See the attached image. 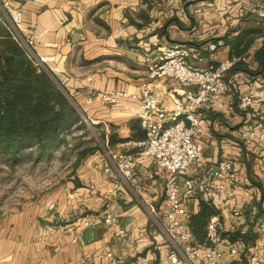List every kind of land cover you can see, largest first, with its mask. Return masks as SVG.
<instances>
[{
    "label": "crops",
    "instance_id": "1",
    "mask_svg": "<svg viewBox=\"0 0 264 264\" xmlns=\"http://www.w3.org/2000/svg\"><path fill=\"white\" fill-rule=\"evenodd\" d=\"M10 2L12 12L22 13V29L38 55L117 152L134 154V143L145 140L138 100L132 96L151 82L147 64L159 46L185 47L187 63L199 70L243 59L226 75L225 108L198 111L205 130L199 138L203 159L180 186L186 179L195 185L184 200L190 231L200 203L214 207L209 223L215 221L219 237L206 247L224 253L219 264H250L264 219V153L256 140L247 143L242 131L249 124L264 127V17L257 10L264 8V0ZM6 33L0 21V39ZM210 45L217 46L214 52ZM151 83L159 102L169 106L183 100L181 91L187 88L167 79ZM114 92L129 98L116 104L98 98ZM243 96L252 97L247 110L239 109ZM225 160L232 161L237 181L219 197L204 186L214 166ZM134 173L141 196L166 213L165 170L153 159L140 158ZM110 188L102 155L95 150L54 191L0 216V264H170L168 249L144 210L127 197L113 202L106 195ZM108 215L115 221L107 223ZM87 221L92 225L85 227ZM229 246L237 248L236 255Z\"/></svg>",
    "mask_w": 264,
    "mask_h": 264
},
{
    "label": "built area",
    "instance_id": "2",
    "mask_svg": "<svg viewBox=\"0 0 264 264\" xmlns=\"http://www.w3.org/2000/svg\"><path fill=\"white\" fill-rule=\"evenodd\" d=\"M257 10L264 17V8L261 5L257 6ZM0 21L6 27L11 40L32 63L35 71L44 73L51 79L93 135L97 149L102 155L103 173L111 182L107 197L113 202L127 197L144 210L168 249L167 258L170 264H219L224 253L206 247L208 242L215 243L218 240V226L215 221L210 222L207 226L206 243L195 244L194 236L186 225L188 212L184 201L194 194L195 185L192 180L186 179L181 187L180 179L185 178L190 169L203 159L204 146L199 138L204 135L205 130L198 114L199 109L220 111L225 108L223 93L226 75L243 59L233 58L217 66L212 65L199 70L187 63L190 52L185 47L159 46L157 55L148 60V78L151 82L163 79L174 80L177 82V88L183 86L187 88L181 91L183 100L174 99L173 105L169 106L159 102L151 82L141 86L132 98L138 100L140 126L145 132V140L134 143L136 153L127 154L114 151L104 138L98 136L99 123L86 116L74 96L60 84L38 55L33 42L22 29V13L12 12L10 0H0ZM216 48V45H210L209 51L214 52ZM177 88L174 91H178ZM98 98L116 104L120 99L129 96L124 92H114L100 93ZM86 101L91 103L92 99L88 98ZM251 105L252 97L243 96L239 102V109L247 110ZM242 134L247 143L256 140L258 147L264 153L263 126L249 124ZM140 158L153 159L165 170L166 201L169 209L164 214L156 210L147 197L141 196L142 191L134 173ZM236 181L237 174L232 161L225 160L214 166L211 181L204 186V189L208 193L214 192L222 197L226 187L234 186ZM53 207L51 205L50 209ZM239 214L240 212H235L236 216ZM114 221L110 215L107 216V223ZM91 225L92 221L85 222V227ZM226 231L224 230L222 234L229 235ZM202 248H206L208 252L203 254ZM237 252L235 246H229L231 255H236ZM263 258L264 219L258 227V237L254 253L250 257V264H264Z\"/></svg>",
    "mask_w": 264,
    "mask_h": 264
},
{
    "label": "trees",
    "instance_id": "3",
    "mask_svg": "<svg viewBox=\"0 0 264 264\" xmlns=\"http://www.w3.org/2000/svg\"><path fill=\"white\" fill-rule=\"evenodd\" d=\"M78 114L44 73H38L23 51L6 34L0 39V154L7 160L36 147L38 156H51L53 146L64 141ZM74 127V126H73ZM95 148L78 151V164ZM215 209L200 203L190 221L196 243H206L207 226Z\"/></svg>",
    "mask_w": 264,
    "mask_h": 264
},
{
    "label": "rangeland",
    "instance_id": "4",
    "mask_svg": "<svg viewBox=\"0 0 264 264\" xmlns=\"http://www.w3.org/2000/svg\"><path fill=\"white\" fill-rule=\"evenodd\" d=\"M73 126L65 132L64 141L52 147L50 157L38 156L36 147L27 148L16 160L9 161L0 154V216L14 213L54 191L72 172L79 150L91 146L98 151L93 135L80 117ZM97 129L98 136L103 138Z\"/></svg>",
    "mask_w": 264,
    "mask_h": 264
}]
</instances>
